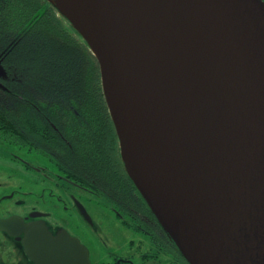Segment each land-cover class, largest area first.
Masks as SVG:
<instances>
[{
    "label": "water",
    "instance_id": "obj_1",
    "mask_svg": "<svg viewBox=\"0 0 264 264\" xmlns=\"http://www.w3.org/2000/svg\"><path fill=\"white\" fill-rule=\"evenodd\" d=\"M49 1L96 58L125 169L188 264H264V1L76 0L87 35ZM30 231L37 264H91L65 230Z\"/></svg>",
    "mask_w": 264,
    "mask_h": 264
},
{
    "label": "flooded vegetation",
    "instance_id": "obj_2",
    "mask_svg": "<svg viewBox=\"0 0 264 264\" xmlns=\"http://www.w3.org/2000/svg\"><path fill=\"white\" fill-rule=\"evenodd\" d=\"M19 95L21 100L18 142L8 134L0 138L28 151L46 156L54 165L57 178L85 192L101 197L119 222L139 236L127 242L124 252L106 250L107 242L93 253L65 226L53 219L43 207H61L63 213H78L86 229H77L92 239L97 225L70 186L59 188L47 177L43 183L28 186L23 178L0 181V264H37L38 245L31 227L44 225L52 235L65 230L88 249L91 264H188L182 254L171 248L150 210L129 188L123 176L118 138L105 107H91L77 95ZM82 95H78L80 97ZM79 102V103H78ZM80 104L81 106L77 107ZM29 168V166H28ZM39 170H45L39 168ZM55 183L51 187L50 182ZM48 189L46 198L43 191ZM141 203L138 204V203ZM93 240V239H92ZM98 244V243H96ZM93 254L99 258L93 260Z\"/></svg>",
    "mask_w": 264,
    "mask_h": 264
},
{
    "label": "trees",
    "instance_id": "obj_3",
    "mask_svg": "<svg viewBox=\"0 0 264 264\" xmlns=\"http://www.w3.org/2000/svg\"><path fill=\"white\" fill-rule=\"evenodd\" d=\"M0 66L3 70L0 75V133L8 134L17 142L21 122L19 95L31 100L33 95H77L73 97L88 101L91 107H96L95 103L105 107L111 118L96 58L87 42L49 0H0ZM120 162L129 188L152 213L128 175L121 153ZM169 240L171 248L179 251Z\"/></svg>",
    "mask_w": 264,
    "mask_h": 264
},
{
    "label": "rangeland",
    "instance_id": "obj_4",
    "mask_svg": "<svg viewBox=\"0 0 264 264\" xmlns=\"http://www.w3.org/2000/svg\"><path fill=\"white\" fill-rule=\"evenodd\" d=\"M39 168L45 170H39ZM20 177L26 183L25 190L27 192L34 190L33 188H28L30 184L34 186L35 184L43 183L41 179H45L46 177L53 182L54 180L57 181L60 189L70 186L71 192L85 205L97 225L98 232L94 233L93 240L85 237L82 232L77 230L86 229L83 224L84 221L78 213L74 212L71 215H67L63 213L61 207H43L42 210L49 211L53 219L63 220L66 228L74 236L80 238L82 243L87 242L93 253L100 247V243L102 244V237L107 242L106 250L119 253L124 252L129 240H139V236L119 222L116 216L109 210L103 198L69 185L63 180H59L54 165L46 156L35 151L30 152L26 148H20L0 138V181ZM55 183L50 182V186L55 187ZM43 193L45 194L44 197L48 198V189L43 191ZM93 260L98 261L99 258L93 254Z\"/></svg>",
    "mask_w": 264,
    "mask_h": 264
},
{
    "label": "bare ground",
    "instance_id": "obj_5",
    "mask_svg": "<svg viewBox=\"0 0 264 264\" xmlns=\"http://www.w3.org/2000/svg\"><path fill=\"white\" fill-rule=\"evenodd\" d=\"M60 7L69 15V17L76 22L78 29L84 34L87 35V31L84 28L82 24L77 23V19L81 15V9L79 6L76 5V0H55ZM128 1V0H127ZM127 1H124L123 3V9H127L130 5L128 4ZM126 3V4H125ZM125 5V6H124ZM130 18L126 19L125 25H124V37L125 41L127 40V37L129 33L132 30V24H130ZM127 53H130V49H127ZM130 168V167H129ZM131 171V169H130ZM131 174L133 175L132 171Z\"/></svg>",
    "mask_w": 264,
    "mask_h": 264
}]
</instances>
